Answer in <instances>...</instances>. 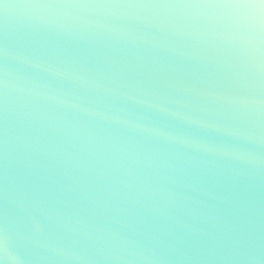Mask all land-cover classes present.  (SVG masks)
I'll return each mask as SVG.
<instances>
[{"label": "water", "instance_id": "water-1", "mask_svg": "<svg viewBox=\"0 0 264 264\" xmlns=\"http://www.w3.org/2000/svg\"><path fill=\"white\" fill-rule=\"evenodd\" d=\"M0 264H264V52L201 9L0 0Z\"/></svg>", "mask_w": 264, "mask_h": 264}, {"label": "snow or ice", "instance_id": "snow-or-ice-1", "mask_svg": "<svg viewBox=\"0 0 264 264\" xmlns=\"http://www.w3.org/2000/svg\"><path fill=\"white\" fill-rule=\"evenodd\" d=\"M63 2L89 3L96 0H63ZM134 2L201 9L203 19L221 38L233 25H254L259 20L264 26V0H134Z\"/></svg>", "mask_w": 264, "mask_h": 264}, {"label": "clouds", "instance_id": "clouds-1", "mask_svg": "<svg viewBox=\"0 0 264 264\" xmlns=\"http://www.w3.org/2000/svg\"><path fill=\"white\" fill-rule=\"evenodd\" d=\"M223 38L241 41L257 55L264 51V26L259 20L254 25H233L225 31Z\"/></svg>", "mask_w": 264, "mask_h": 264}]
</instances>
